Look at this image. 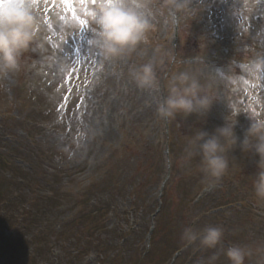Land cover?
<instances>
[{
  "label": "rangeland",
  "instance_id": "374dc122",
  "mask_svg": "<svg viewBox=\"0 0 264 264\" xmlns=\"http://www.w3.org/2000/svg\"><path fill=\"white\" fill-rule=\"evenodd\" d=\"M90 2L37 0L43 47L0 79V264H229L236 245L264 264L258 157L232 145L209 179L194 141L227 118L242 141L250 115L264 118V72L244 67L264 56V4L192 0L175 24L164 9L135 51L106 60L89 44ZM149 62L156 87L139 88L132 73ZM180 73L217 97L206 118L160 116ZM210 226L224 230L215 249L182 239Z\"/></svg>",
  "mask_w": 264,
  "mask_h": 264
},
{
  "label": "clouds",
  "instance_id": "9594fccd",
  "mask_svg": "<svg viewBox=\"0 0 264 264\" xmlns=\"http://www.w3.org/2000/svg\"><path fill=\"white\" fill-rule=\"evenodd\" d=\"M258 2V0H257ZM192 0H91L86 9L88 23L93 32L89 44L98 50L106 60L119 59L135 51L154 27L158 16H164L166 23L175 24L179 14L190 8ZM37 0H0V79H9L20 68L24 53L36 51L43 44L38 40L42 20ZM250 72H264V56L245 65ZM139 88L156 87V76L151 62L144 64L132 73ZM217 97L204 89L200 80L189 73H180L172 79L168 95L159 104L162 118L177 119L196 116L204 119L210 113ZM252 123L246 130L244 139L239 140L233 122L217 127L213 134L196 131L194 141L201 156L202 169L209 179H219L228 168L226 150L239 148L245 153L258 157V173L253 177L255 195L264 200V118L251 116ZM232 145L235 148L232 149ZM196 152L190 151L187 158ZM224 237L222 226H210L197 232L192 228L184 230L182 239L186 242L199 241L200 246L215 249ZM225 255L229 264H245L251 255L246 246L229 247ZM218 255L211 257L212 261Z\"/></svg>",
  "mask_w": 264,
  "mask_h": 264
},
{
  "label": "snow or ice",
  "instance_id": "6c2138e0",
  "mask_svg": "<svg viewBox=\"0 0 264 264\" xmlns=\"http://www.w3.org/2000/svg\"><path fill=\"white\" fill-rule=\"evenodd\" d=\"M82 2H83V0H82ZM258 3L264 4V0H258ZM74 19H75V16H74ZM80 23L83 25L84 24V21H80ZM65 43H67V41ZM80 66H81V60L78 59L75 62V64L73 65V67L71 68L70 71L68 69H66V68H61L60 71L61 72L67 71V76L65 77V80L66 81H70L73 75H76L77 78H79V68H80ZM262 78H264V74H262ZM69 91H70V89H69ZM66 100H67V97H65V101ZM61 107H63V105H61ZM76 107L79 108L80 105L77 104Z\"/></svg>",
  "mask_w": 264,
  "mask_h": 264
},
{
  "label": "trees",
  "instance_id": "16d2710c",
  "mask_svg": "<svg viewBox=\"0 0 264 264\" xmlns=\"http://www.w3.org/2000/svg\"><path fill=\"white\" fill-rule=\"evenodd\" d=\"M0 205H2V201L0 202ZM1 223H4V222H1ZM1 226V225H0ZM2 227V226H1ZM0 253H1V251H0Z\"/></svg>",
  "mask_w": 264,
  "mask_h": 264
}]
</instances>
